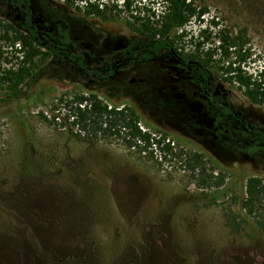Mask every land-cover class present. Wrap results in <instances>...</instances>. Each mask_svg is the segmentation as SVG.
I'll use <instances>...</instances> for the list:
<instances>
[{
    "label": "rangeland",
    "instance_id": "1",
    "mask_svg": "<svg viewBox=\"0 0 264 264\" xmlns=\"http://www.w3.org/2000/svg\"><path fill=\"white\" fill-rule=\"evenodd\" d=\"M30 1L42 41L81 53L95 71L114 66L115 74L85 77L39 49L23 81L0 82V264H264V229L241 209L245 181L264 180V143L215 112L192 69L167 53L128 63L147 43L121 19ZM144 1L161 11L160 0ZM192 1L207 10L201 30L211 18L244 30L257 65L264 62V0ZM26 13L0 0V24ZM190 29L198 34L195 24ZM20 56L0 42L1 70L15 71ZM79 93L132 107L141 128L168 140L175 155L139 153L119 139L88 140L59 126L57 101ZM211 93L247 123L264 125V105L220 80ZM51 114L57 124L43 120ZM193 153L203 166L198 177L187 166Z\"/></svg>",
    "mask_w": 264,
    "mask_h": 264
},
{
    "label": "trees",
    "instance_id": "2",
    "mask_svg": "<svg viewBox=\"0 0 264 264\" xmlns=\"http://www.w3.org/2000/svg\"><path fill=\"white\" fill-rule=\"evenodd\" d=\"M9 1L22 5L27 13L23 17L12 19V24H0V42L9 44L11 50L21 54V66L15 71L0 69L1 84L23 81L28 72L27 67L33 64L39 49L46 50L59 63L71 64L85 77L105 80L114 76V66H110L105 72L95 71L87 65L81 53L62 54L52 44L42 41L32 20L31 1ZM50 1L61 3L84 18L121 19L130 33L147 43L145 50L135 59H128V63L150 62L167 53L179 64L192 69V79L216 112L239 121L250 134L251 140L264 143V125L256 127L247 123L231 109L220 106L211 93L212 83L220 80L239 92L250 104L264 105V62L257 65L258 58L247 46L244 30L222 27L213 18L201 30L207 10L195 6L192 0H160V12L142 0ZM191 24L196 25L198 34L194 35L189 30ZM56 108L64 112L59 126L67 127L88 140L115 138L126 149L139 153L151 154L158 151L164 157L175 155L169 144H162L164 138L156 139V136L141 128L139 115L130 106L108 105L96 95L79 93L59 99L53 111H58ZM57 118V115L51 114V121L45 116L43 120L57 124ZM187 166L192 173L197 171V177L203 172L201 157L195 153L187 158ZM220 183L221 181L216 182L215 185ZM241 209L264 229L263 179L249 177L245 181Z\"/></svg>",
    "mask_w": 264,
    "mask_h": 264
},
{
    "label": "flooded vegetation",
    "instance_id": "3",
    "mask_svg": "<svg viewBox=\"0 0 264 264\" xmlns=\"http://www.w3.org/2000/svg\"><path fill=\"white\" fill-rule=\"evenodd\" d=\"M198 86V85H197ZM200 89V88H199ZM201 91V90H200ZM202 92V91H201ZM204 95V94H203ZM206 99V98H205ZM208 102V101H207ZM212 108V107H211ZM213 109V108H212ZM214 110V109H213ZM215 111V110H214ZM216 112V111H215ZM218 113V112H217ZM219 114V113H218ZM220 115V114H219Z\"/></svg>",
    "mask_w": 264,
    "mask_h": 264
},
{
    "label": "built area",
    "instance_id": "4",
    "mask_svg": "<svg viewBox=\"0 0 264 264\" xmlns=\"http://www.w3.org/2000/svg\"><path fill=\"white\" fill-rule=\"evenodd\" d=\"M166 144H169V141L168 140H166ZM172 144V143H171ZM170 145V144H169Z\"/></svg>",
    "mask_w": 264,
    "mask_h": 264
}]
</instances>
